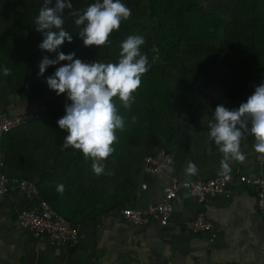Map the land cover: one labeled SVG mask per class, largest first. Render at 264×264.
I'll return each instance as SVG.
<instances>
[{"label":"crops","instance_id":"1","mask_svg":"<svg viewBox=\"0 0 264 264\" xmlns=\"http://www.w3.org/2000/svg\"><path fill=\"white\" fill-rule=\"evenodd\" d=\"M225 73V78L221 74H218L220 78H214L213 92L226 93L238 83L240 76L236 71ZM225 102L223 96L221 102L212 106L227 108ZM23 113L37 114L38 107L30 103L12 108L0 106V118ZM213 116L198 102L192 117H180L179 126L190 139L178 133L173 119V130L179 136L169 147L174 159L172 172L167 170L162 175L147 177L143 174V159L157 151H128L127 166L114 167L117 175L104 184L106 187L98 197L100 202L89 201L83 211L73 215L79 236L72 246H60L45 236L36 238L31 231L20 228L16 217L33 205L32 199H24L15 190L0 195V264H264V223L257 210L254 190L246 185L234 183L228 187V198L218 196L201 207L188 195H180L166 226L152 223L134 227L123 222L119 215L124 208H145L157 203L171 176L179 181L224 177L220 175L222 154L208 140ZM38 121L39 118H32L0 139V146L6 152L0 156V162L4 173L33 182L39 194L48 200L58 184L72 190L77 187L75 181L53 172V145L39 140L43 129ZM254 143V138L245 133L240 147L247 158L242 163L228 161L229 177L245 175L264 179V159L255 153ZM189 162L198 169L194 176H186ZM142 183L147 185L144 191L140 188ZM89 186L92 184L86 182L84 188ZM64 196L67 205H76L73 195ZM200 209L213 224L216 234L213 240L208 235H194L190 230ZM78 214L87 223H79Z\"/></svg>","mask_w":264,"mask_h":264},{"label":"trees","instance_id":"2","mask_svg":"<svg viewBox=\"0 0 264 264\" xmlns=\"http://www.w3.org/2000/svg\"><path fill=\"white\" fill-rule=\"evenodd\" d=\"M125 2L129 8L145 10L144 16L150 24V31L144 23H133L131 13L130 18L121 23L119 30L111 33L105 46L85 47L77 35L80 28L74 23L76 17L67 20L63 26L64 30L73 35L72 42L65 41L58 49L65 54L74 52V59L86 63L95 60L101 63H116L119 59L120 44L130 32L135 31L140 36L151 33L149 47L141 48L142 54L148 55L151 67L142 77L141 86L134 94L131 108L123 109L118 99L114 98L119 113L125 117L126 127L124 131L117 132L119 142L113 145L115 151L105 161V173L100 176L92 172L91 160H85L78 150L62 147L66 133L58 128L57 120L65 115V106L71 102L67 100L66 94L57 96L47 87L45 81L58 67L67 62L49 66L44 75L38 78V65L42 58L54 59L56 54L42 51L38 47L44 37L35 30L34 21L39 12L37 7L30 6L12 20L0 40V106L12 108L30 103L38 107V124L43 129L39 140L45 145H53V172H60L62 177L71 182L75 181L77 187L72 190L64 186L62 195L55 189L54 195L48 200L38 192V196L33 198L31 203L46 201L72 226H77L73 222V215L83 211L87 202H100L98 197L106 187L104 184L117 175L114 167L127 166V152L134 144L147 146L145 148H149V151L165 150L170 153L169 147L174 144L178 133L183 138L188 136L185 129L179 126L180 117H192L198 102H202L209 114L214 115L217 106L212 105L221 102L224 96L227 108L238 109L239 105L254 93L255 88L264 83V0H240L237 10L233 13L235 25L228 28L222 27L228 8L220 6L211 10L205 6L206 0ZM54 3L55 0L50 6H54ZM245 22L247 25L242 26ZM221 28H224L222 36L219 34ZM29 32H35L36 35L32 47L27 52L28 63H24L20 57L21 45L10 36ZM216 41L224 45L221 68L236 71L240 76L238 83L229 89L228 95L213 92L216 85L210 73L193 80L190 68L183 60L184 48L212 44ZM153 47L158 49L159 55L155 63H152V57L156 55L152 51ZM4 67L10 68L12 74L5 77L2 72ZM133 116L136 117L134 122ZM6 117L9 115L3 118ZM173 119L178 133L173 130ZM0 147V156H4L6 152ZM0 163L2 170V160ZM86 182L92 186L85 189ZM94 191L98 193L92 194ZM64 195H73L77 199L76 205H67L63 201ZM88 198L90 200H86ZM79 216L81 214H78L81 220L79 223H87L86 219H80Z\"/></svg>","mask_w":264,"mask_h":264},{"label":"clouds","instance_id":"3","mask_svg":"<svg viewBox=\"0 0 264 264\" xmlns=\"http://www.w3.org/2000/svg\"><path fill=\"white\" fill-rule=\"evenodd\" d=\"M43 0L35 18V30L43 35L39 49L55 53L54 59L42 58L38 67V78L42 77L49 66L67 62L58 67L53 75L46 78L47 87L57 96L66 94L71 103L65 106V115L57 120V126L66 135L62 147L78 150L85 160H91V170L96 176L105 173V161L114 153V144L118 143L117 132L124 131L125 117L117 109L114 98L123 109L129 110L134 102V94L141 86L142 77L151 64L147 54H142L141 46L145 40L140 35H129L121 44L119 59L116 63H91L74 59L75 53L65 54L58 51L67 41L72 42L73 35L64 30L63 13L72 9L70 0ZM77 17L75 25L80 28L79 38L85 47L100 48L108 42L114 30L131 16V9L121 0H102L86 7L82 12L72 11ZM152 63L159 58L158 49ZM206 58V57H205ZM5 77L11 75V69H2ZM136 117H132L133 122ZM209 124L208 140L214 142L222 154L220 175L229 177L231 168L228 161L244 162L246 155L241 151V141L245 133L254 138V151L264 159V83L255 88L246 102L238 109H228L223 105L215 108ZM169 172L174 171L172 167ZM186 176L198 173L196 165L189 162ZM56 191L61 195L65 191L58 184Z\"/></svg>","mask_w":264,"mask_h":264},{"label":"built area","instance_id":"4","mask_svg":"<svg viewBox=\"0 0 264 264\" xmlns=\"http://www.w3.org/2000/svg\"><path fill=\"white\" fill-rule=\"evenodd\" d=\"M37 119L38 114H19L0 118V139L25 126L30 119ZM173 156L165 150L146 155L143 159V174L154 177L164 174L173 164ZM234 183L251 187L255 193L257 210L264 223V179L245 175L211 178L207 180L179 181L171 176L162 191L160 200L145 208H124L119 212L123 222L134 227H146L152 223L166 226L174 210V204L182 194L188 195L201 207L208 200L218 196L229 197L228 187ZM141 190H146L142 183ZM12 190L19 192L24 199L31 200L38 196L35 185L26 179L8 176L1 170L0 163V195H8ZM17 225L32 232L36 238L47 237L52 243L63 247L72 246L78 239L79 228L72 226L59 213L53 210L46 201L39 200L27 209L20 211L16 217ZM190 230L194 235H208L210 240L216 238L213 224L200 209L194 216Z\"/></svg>","mask_w":264,"mask_h":264},{"label":"rangeland","instance_id":"5","mask_svg":"<svg viewBox=\"0 0 264 264\" xmlns=\"http://www.w3.org/2000/svg\"><path fill=\"white\" fill-rule=\"evenodd\" d=\"M70 2L72 4V9H65L63 13L64 23L69 19L76 18L70 15V12L77 10L82 12L84 9H86L87 6L96 2L102 3V0H70ZM121 2L123 4L126 3L125 0H121ZM239 2L240 0H206L205 6H207V8L209 7L211 10L220 6L227 7L229 11L227 15L223 17L224 25L222 27L228 28L230 25H235V22L233 20V13L237 10V4ZM33 5L37 7L38 10H40V8L43 6V0H0V40L2 39V34L8 30L7 28L9 24L12 23L11 21L19 17L22 12ZM130 9L131 13L133 14V23H144L147 26V30L150 31V24L144 16L145 10L137 7L135 9ZM246 25L247 23L245 22L242 26ZM221 29L222 30L219 33L220 36H222V34L224 33V28ZM132 32H130L128 36L137 35L135 31ZM35 35V32H29L18 33L10 36V38L15 39L21 45L22 51L20 57L24 61V63H28L27 52L33 45ZM150 36V32H148L145 36L142 35L145 43L141 46V48L149 47ZM223 55L224 45L220 41H216L212 44H198L195 46L184 48L183 50V60L190 68L193 80H198L201 76H205L208 73H210L214 78H220L221 76H219L218 74L223 75V77L225 78V72L228 71L221 68ZM225 92L226 95L229 94L228 90H226ZM145 147L143 148L139 144H134L129 151H149V148Z\"/></svg>","mask_w":264,"mask_h":264}]
</instances>
